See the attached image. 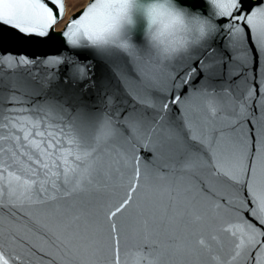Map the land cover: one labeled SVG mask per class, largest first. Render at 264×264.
Returning a JSON list of instances; mask_svg holds the SVG:
<instances>
[{
    "label": "snow or ice",
    "instance_id": "6c2138e0",
    "mask_svg": "<svg viewBox=\"0 0 264 264\" xmlns=\"http://www.w3.org/2000/svg\"><path fill=\"white\" fill-rule=\"evenodd\" d=\"M51 3L60 10L59 16L43 0H0V24L25 35H47L63 14L62 0ZM208 3L213 15L220 18L217 27L221 31L227 28L236 41H246L258 61L259 52L264 51V22L257 18L264 17V0ZM175 4L191 9L202 7L186 0H175ZM76 33H82L97 56H121L128 68L121 76L136 103L154 107L145 97L163 91L162 80L170 81L172 89L180 86L181 90L171 92L160 107L168 110L171 104L181 106L182 126L188 129L184 143L199 155L185 151L171 178L165 184L149 187L164 197L165 214L184 224L191 249L204 258L203 264H232L241 259L264 264V228L260 227L264 224V150L257 149L254 140L250 154L241 147L233 123L238 115L229 111L230 106L235 109L240 104L243 114L249 105L230 89L226 95L223 89L196 90L195 83H189L203 80L208 71V62L203 58L211 50V45L203 43L206 21L188 19L172 0H93L79 18L69 22L62 35L76 45L72 39ZM4 60L5 56L0 55V64ZM62 62L60 57L46 61L57 66ZM19 63L33 61L21 57ZM181 63L188 66L175 73ZM224 67L222 64L221 71ZM64 72L66 82L87 76L83 64L65 65ZM254 88L259 97V85L254 84ZM111 99L105 95L102 102L106 106ZM247 99L253 109H264V104L252 101V93ZM136 103L130 102L115 120L110 113L101 115L92 100L83 101L71 111L65 105H51L39 119L11 114L21 111L12 104L0 107V151H7L3 148L5 141H22L24 149L12 152L7 161L0 158V197L4 195L5 180L9 199L18 204L32 202L33 197L47 202L61 194L77 193L90 184L103 188L118 177L133 190L134 180L141 181L143 177L148 182L155 174L146 166L142 168L141 160L146 164L174 154L177 135L175 126H163L147 111H139ZM190 139L198 146L190 145ZM221 186H226L227 191ZM193 192L197 195L192 196ZM130 199L131 196L123 199L106 219L111 221ZM80 219L74 215L70 227L78 228ZM121 232L113 222L109 238L114 234L117 237L116 264H130L133 258L138 264H156L154 247L121 249Z\"/></svg>",
    "mask_w": 264,
    "mask_h": 264
},
{
    "label": "water",
    "instance_id": "95a60500",
    "mask_svg": "<svg viewBox=\"0 0 264 264\" xmlns=\"http://www.w3.org/2000/svg\"><path fill=\"white\" fill-rule=\"evenodd\" d=\"M43 2L53 10L54 15H60V10L51 0ZM92 2L87 0L82 8L67 16L60 29H56V24L65 17L62 0V18H58L44 36L25 35L16 28L0 24V55L5 56L3 64H0V107L12 104L21 111L11 114L39 119L43 118L51 105H65L71 111L83 101L92 100L97 103L101 115L110 113L115 120L130 106V102L136 103L121 76V73H127L128 68L120 55L101 58L82 33L72 35V39L77 41L76 45L69 43L68 38L62 35L69 22L79 18ZM252 2L255 3V0ZM172 3L178 10L187 13L188 19L206 21L203 43L211 45V50L203 58L208 62V71L203 80L189 83H195L196 90L223 89L227 95L230 89L235 96L243 97L244 103L249 105L243 114L240 104H236L235 109L229 107V111L234 110L238 115V120H233L236 124L235 135L249 154L253 140L257 149L264 150V109H253L247 99L252 93V101L256 105L264 104V51L259 52L257 61L256 54L249 51L250 46L246 41H236L230 37L227 28L221 31L216 23L220 18L213 15L208 0H186L188 4L202 5L197 9L176 5L175 0ZM257 19L264 22V17ZM72 31H76L75 27ZM200 51L203 52V49ZM21 57L33 63H19ZM55 57H60L63 62L58 66L46 63ZM195 59L193 56L192 60ZM81 64L87 68L85 79L66 82L63 79L65 65ZM222 64L226 65L223 71ZM187 66V63L177 65L175 73ZM82 84H86V87H82ZM254 84L259 85V97L255 95ZM160 87L163 91L145 97L154 107L139 103H136V107L141 112L147 111L151 118L165 127L175 126L176 152L157 157L146 164L141 160V167L146 166L155 175L148 182H144L143 177L141 181L134 180V190L126 180L118 177L103 188L90 184L77 193L61 194L47 202L37 201L33 197L32 202L18 204L9 199L5 180L4 195L0 197V264H116L117 237L114 234L113 238H109L113 222L118 229H122L118 237L121 249L140 247L151 250L154 247L156 264H203L204 258L191 249L184 224L165 214L164 197L154 187H149V184H165L176 172L177 160L185 151L199 155L184 143L183 136L188 129L182 126L181 106L171 104L168 110L160 107L171 92L181 90L180 86L172 89L170 81L162 80ZM105 95L112 98L106 106L102 102ZM228 98L231 100V96ZM4 131L7 132V128ZM18 135L22 136V133ZM22 144V141H5L3 148L7 151H0V158L7 161L12 152L23 151ZM189 144L198 146L194 139H190ZM221 187L227 191L226 186ZM196 195L197 192L192 193V196ZM129 196L128 205L111 221L107 220L106 215L115 211V207ZM74 215L81 217L78 228L75 225L70 227ZM260 227L264 228V224ZM130 264H138V261L133 258ZM232 264H250V261L241 259Z\"/></svg>",
    "mask_w": 264,
    "mask_h": 264
},
{
    "label": "rangeland",
    "instance_id": "374dc122",
    "mask_svg": "<svg viewBox=\"0 0 264 264\" xmlns=\"http://www.w3.org/2000/svg\"><path fill=\"white\" fill-rule=\"evenodd\" d=\"M87 2V0H64V4H65V17L62 21H60L59 23L56 24V29H60L64 23V21L66 20L67 16L70 15L71 13L79 10L80 8H82L85 3Z\"/></svg>",
    "mask_w": 264,
    "mask_h": 264
}]
</instances>
